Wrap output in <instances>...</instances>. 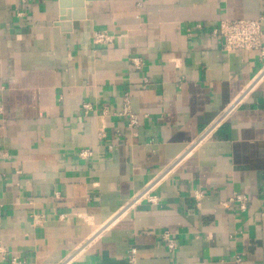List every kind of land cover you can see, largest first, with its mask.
Masks as SVG:
<instances>
[{
  "label": "crops",
  "instance_id": "crops-1",
  "mask_svg": "<svg viewBox=\"0 0 264 264\" xmlns=\"http://www.w3.org/2000/svg\"><path fill=\"white\" fill-rule=\"evenodd\" d=\"M23 1L0 0V264H264V58L211 35L260 17L264 35V0H68L84 19L62 27L59 0Z\"/></svg>",
  "mask_w": 264,
  "mask_h": 264
},
{
  "label": "built area",
  "instance_id": "built-area-1",
  "mask_svg": "<svg viewBox=\"0 0 264 264\" xmlns=\"http://www.w3.org/2000/svg\"><path fill=\"white\" fill-rule=\"evenodd\" d=\"M24 1L22 0V3ZM262 21L263 17L256 19H237V20H221L218 24V27L212 31L211 35L217 38L220 41V47L225 52H237L239 51H248V52H258L261 58H264V46H263V32H262ZM92 46L95 48L106 47L112 45L115 42V36L105 31H95L92 34ZM131 64L139 69L141 66V60L137 58L130 59ZM256 78H254L252 83H255L259 80V77L264 75V65L262 69L258 72ZM91 108L89 105L82 106V111L84 114H87ZM230 111H224L221 116L212 123L207 129L204 130V133L195 140L190 147L198 146L202 143V141L206 140L208 136L211 135L212 130L216 128L221 121L228 115ZM116 116L127 118V128L132 131L137 127L138 121L137 117L130 110V102L129 97L126 94V97L123 100V105L120 111L113 113ZM80 157L86 158L91 155L88 151H80ZM168 173V169H165L164 172L155 176L153 180L148 182L147 186L143 191L137 193L132 199L128 202L127 207L131 206L139 201H149L154 202L155 197L152 196L151 192L153 188L162 180L165 175ZM201 199L200 195L195 196L196 204L199 205V200ZM247 198L244 196H233L227 202H223L221 206L226 208L230 207L231 204L236 203L240 206V209H246ZM33 225L40 226L44 222V216L42 215H34L32 217ZM162 240L167 245L170 252H173L176 248V245L173 241L170 240V232L167 231L162 234ZM136 248H130L126 254V264H135L136 261ZM75 256V255H74ZM74 258V257H73ZM71 258L69 262L65 264H76ZM235 262L239 263V259L236 258ZM10 264H22L19 261L10 262Z\"/></svg>",
  "mask_w": 264,
  "mask_h": 264
},
{
  "label": "water",
  "instance_id": "water-1",
  "mask_svg": "<svg viewBox=\"0 0 264 264\" xmlns=\"http://www.w3.org/2000/svg\"><path fill=\"white\" fill-rule=\"evenodd\" d=\"M68 0H59L60 2V11L59 16L56 22V26L62 27L64 22L67 20L72 21H81L84 19V4L82 5L81 2L75 1V5L71 10V5L67 2ZM79 11V12H78ZM72 26V23H71Z\"/></svg>",
  "mask_w": 264,
  "mask_h": 264
}]
</instances>
